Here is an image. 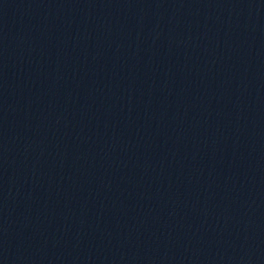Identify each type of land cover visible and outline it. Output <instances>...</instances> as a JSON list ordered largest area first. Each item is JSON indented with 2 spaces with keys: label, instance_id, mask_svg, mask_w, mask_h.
<instances>
[{
  "label": "water",
  "instance_id": "water-1",
  "mask_svg": "<svg viewBox=\"0 0 264 264\" xmlns=\"http://www.w3.org/2000/svg\"><path fill=\"white\" fill-rule=\"evenodd\" d=\"M0 264H264V0H0Z\"/></svg>",
  "mask_w": 264,
  "mask_h": 264
}]
</instances>
